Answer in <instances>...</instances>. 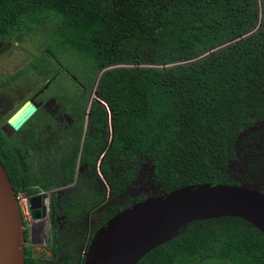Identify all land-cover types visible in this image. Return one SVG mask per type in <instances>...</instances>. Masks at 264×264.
I'll use <instances>...</instances> for the list:
<instances>
[{"label":"trees","instance_id":"obj_1","mask_svg":"<svg viewBox=\"0 0 264 264\" xmlns=\"http://www.w3.org/2000/svg\"><path fill=\"white\" fill-rule=\"evenodd\" d=\"M44 26L49 51L73 59L86 92L112 111L114 134L102 171L114 197L145 161L164 193L195 184L241 185L228 172L237 140L264 121V0H0L6 48ZM90 106V122L103 137L76 152L93 171L106 148L109 118L103 104ZM0 160L17 194L40 193L1 128ZM71 170L66 183L74 180V164ZM123 209L111 205L101 225ZM26 264L40 263L28 255ZM137 264H264V233L238 217L198 220Z\"/></svg>","mask_w":264,"mask_h":264},{"label":"rangeland","instance_id":"obj_2","mask_svg":"<svg viewBox=\"0 0 264 264\" xmlns=\"http://www.w3.org/2000/svg\"><path fill=\"white\" fill-rule=\"evenodd\" d=\"M49 43L48 28L44 26V28L28 35L19 34L12 42L11 46L0 53V96L3 93L14 95V93L11 92V86H13L11 84L15 86L17 84L19 87L27 85H31L32 87L36 85L37 88H41L44 82L46 83L48 81H51L50 83L53 82L50 88V98H55L57 96L66 98L67 95L70 96V94H72L74 99L82 95L81 88H79L74 81L72 82L56 64L57 62L62 67L66 68L70 74L77 77L71 68L74 64V60L69 56L60 57L49 51ZM46 51L52 59H47ZM44 60H46V62L42 64L41 62ZM38 63L39 65H37ZM36 65L39 70L33 69ZM49 68L52 69V73L49 76L44 77L43 75H39L42 70L46 71ZM55 76L58 80L53 78ZM5 84L7 85L4 88L3 85ZM93 93H90L91 97H93ZM84 94L85 98H87V96L90 97L88 93ZM27 97L28 96L20 100L15 109L0 120V126L7 122L8 118L15 110L28 99ZM77 102H75L74 106ZM61 105H63V108L66 106L65 100H61L60 102L59 100L51 99L46 106L41 108V112H37L32 118L34 119L35 125L39 127L49 120L47 110L50 107H62ZM80 106L81 104H78L75 107L79 108ZM85 106L86 105L83 104L81 108L84 109ZM89 107L90 106H87V108ZM81 120L84 123V116ZM58 122L60 121L53 119L48 125L52 127L59 126L61 128ZM87 129H90V127ZM61 130L63 129L61 128ZM110 130L109 119V137L106 148L101 152L100 158L97 161L95 168V172L97 173L96 178L92 173L89 174L86 172V169L80 161V157H77L75 163V171H77L78 175L76 177L77 182L74 179L73 183H71V186H68V188L64 187L65 183L62 182L61 178L63 175L61 171L63 163L58 162L59 158L55 161V151L51 153L39 152L36 155L29 152L27 155L25 152L18 150L20 147L18 137L15 139H10L8 137V143L19 159L23 172L27 176L30 185L32 187L38 186L35 189L39 188L40 192H47L49 194L48 209L50 207H55L57 209L58 206L54 204L56 202H68L74 203V205L83 204V206H74L70 208L72 216L69 213L67 215L60 213L58 207L57 212L63 216V231L60 230L57 224L50 220L49 213L48 217L44 218V222L39 224L32 221L31 217L26 215L25 218L23 215L26 225L31 230L28 241L31 245V254L33 258H37L42 264H63L64 257L67 256L70 257L72 264H84V257L87 252L86 243L91 240V236L99 229L103 214H106L111 205L117 204L125 209L137 203L141 198L145 200L146 198L159 196L164 193L161 187L155 183L151 163L145 161L140 165L134 181L127 186L123 193L117 197L112 195V188L102 171V163L112 143V134ZM35 142L36 140L31 143L34 144ZM56 148L58 149L59 145H56ZM70 150L71 148L68 149V153ZM236 152L237 157L230 163L228 170L232 180L264 192V121L245 131L238 138ZM73 160L75 161V158H73ZM81 174L83 177H81ZM38 177H40L41 183L45 186L40 187L39 183L37 184V181H39ZM74 182H76V184H74ZM90 187H92L93 190ZM86 205L94 206V208L85 211L83 209ZM72 210H75V212ZM94 210V214L90 215ZM184 228L186 227L179 228L177 232L179 233ZM80 231L81 233H79ZM85 231L87 232L86 236H84ZM68 234H71V236L68 237ZM58 236L60 241L58 240L59 243L57 244H63L64 246L59 250V257L54 259V248L52 245L55 244ZM81 237H83V239H81Z\"/></svg>","mask_w":264,"mask_h":264},{"label":"water","instance_id":"obj_3","mask_svg":"<svg viewBox=\"0 0 264 264\" xmlns=\"http://www.w3.org/2000/svg\"><path fill=\"white\" fill-rule=\"evenodd\" d=\"M106 106L113 140L112 111ZM27 101L4 125L10 135L19 131L36 113ZM49 194L33 195L31 216H47ZM219 217H238L264 233V193L241 185L195 184L134 203L113 216L96 231L88 245L84 264H137L148 253L170 241L188 224ZM26 226L10 177L0 160V264H26Z\"/></svg>","mask_w":264,"mask_h":264},{"label":"flooded vegetation","instance_id":"obj_4","mask_svg":"<svg viewBox=\"0 0 264 264\" xmlns=\"http://www.w3.org/2000/svg\"><path fill=\"white\" fill-rule=\"evenodd\" d=\"M6 49H7L6 46H4V44L0 43V53L4 52ZM56 64L60 68V70H62L63 73L70 78V80L72 82L74 81L76 83V85L79 88H81L82 95L80 97L78 96L74 99H73L72 94H70V96L67 95L66 98H64L63 96H57L55 98H53V97L50 98V94H51L50 88L53 85V82L50 83L51 81H48L46 83L44 82V85L41 88H39V87L37 88L36 85L32 86V87H31V85L19 87L17 84H16V86L14 84H11L14 86L13 87L10 85L11 89H12L11 92L14 93V95L12 96V94L3 93L0 96V108H1L0 109V113H1L0 120H2L3 117H5L11 111H13L15 109V107L17 106L18 102L20 100L24 99L26 96H28L27 97L28 99L25 102L32 101L37 106L36 113L41 112V108H43V106H46V104H48V102L51 99L59 100L60 102H61V100H65L66 106L64 108H63V105H61L62 107H57V106L50 107L47 110L49 120L46 121L43 125L39 126L40 128L35 125L34 119H32L36 113L19 131L13 132L10 135H6V133L3 130L4 125L7 122L5 124L1 125L0 128L3 132V134L5 135L7 142H8L9 138L15 139L18 137V140H19L18 142H20V147L18 148V150L25 152L27 155L29 154V152H31V154H33V155H36L39 152L40 153H46V152L51 153V152L55 151L54 152L56 154L54 156V158L56 159L55 161H57V159L59 158L58 162L63 163L62 171H61V173L63 175V177L61 178L62 182L65 183L64 187L68 188V186H71V183H73L74 180L66 183L65 182V176H69L73 173L71 170V167L73 164L75 166L77 157H80V161H81V155H82L81 150H82L85 142L90 141V140L94 141L96 138L99 139V136L103 137V132L102 133L96 132L95 127H94L95 124L90 122V108H91L90 105L92 104V101H95L94 100V93H93V97H91V94L86 92V86L84 83L82 84V82L79 81L77 79V77L70 74L66 70V68L62 67L57 62H56ZM49 69H51V68H49ZM51 73H52V69H51L50 74ZM39 75H43L44 77H47L45 74V71H43V70L41 73H39ZM53 78H56V76ZM55 80H58V79L56 78ZM6 85L7 84L3 85L4 88L6 87ZM84 93H88V95H90L91 98L89 96H87V98H85ZM75 102H77L76 105L81 104V106L79 108L75 107L76 106V105L74 106ZM24 103L20 107H18L15 110V112L19 108H21L24 105ZM83 104L86 105L84 109L81 108ZM87 106H90V107L87 108ZM83 116H84V123L81 120L83 118ZM53 119L60 121V122H58V125H60L63 130H61V128L59 126L52 127L51 125H48L49 122H51ZM88 127H90V129H87ZM108 132H109V130H108ZM108 137H109V135H108ZM35 140H36V142L34 144L31 143ZM56 145H59L58 149L56 148ZM78 145H81V150H80L79 154H77V152H76ZM97 145H99V144H97ZM69 148H71V150L68 153ZM102 152H103V150H102ZM100 155H101V152L98 155V159L100 158ZM73 158H75V161L73 160ZM83 166L86 169L87 173H89V174L92 173V175L97 176L95 169L93 171H88L86 165L83 164ZM95 168H96V166H95ZM74 174H75L74 179L77 182V180H76V177L78 176L77 171H75ZM81 177H83L82 174H81ZM38 178H40V177H38ZM59 182L61 184L60 180H59ZM76 182H74V184H76ZM37 184H38V181H37ZM39 185H40V187L45 186L44 184L41 183V181L39 182ZM36 187H38V186H36ZM90 188L93 190L92 187H90ZM48 202H49V198H48ZM54 204H55V206L59 207V212L62 214H65V215H67L68 213L71 215V213H70L71 207L83 206V204L74 205V203L66 202L67 207H70V208L67 211H64L62 208H60L61 203L56 202ZM58 207H57V209H58ZM90 208L93 209L94 206L92 207V206L86 205V207L83 210H85V211L92 210ZM57 209L55 207H50L48 209V206H47V216L46 217H48V213H49L50 220L53 221V223L57 224L59 226L60 230L63 231L64 230V228H63V224H64L63 223V216L57 212ZM72 211L75 212V210H72ZM94 212H95V210L92 211L90 213V215L94 214ZM104 215L105 214H103V217H102L103 219H104ZM103 219H102V222H103ZM34 222L39 224V223L44 222V220H42V221H35L34 220ZM24 224L26 226V228H25V230H26V243H27L26 244V254H27L26 256L29 255V257L31 259L38 260L37 258H33L32 254H31V252H32L31 248H30L31 245L28 242L29 238H30L31 230L26 225L25 220H24ZM100 225H99V229L103 226V225H101V226ZM27 233H28V235H27ZM79 233H81V231ZM86 234H87V232L85 231L84 236H86ZM94 234L91 236V240H92ZM70 236H71V234H68V237H70ZM83 237H81V239H83ZM58 240H59V236L56 239L55 244L52 245L54 248V250H53V253H54L53 258L54 259H57L59 257V250L61 248H63V246H64L63 244L62 245L57 244V243H59ZM91 240H89V241L87 240L88 241L86 243L87 249H88V245H89ZM63 252H64V250H63ZM84 259H85V257H84ZM39 263L42 264L40 261H39ZM63 264H72L69 256L64 257Z\"/></svg>","mask_w":264,"mask_h":264},{"label":"built area","instance_id":"obj_5","mask_svg":"<svg viewBox=\"0 0 264 264\" xmlns=\"http://www.w3.org/2000/svg\"><path fill=\"white\" fill-rule=\"evenodd\" d=\"M32 196L33 195H29L27 192H23V191L19 192L17 194V198L19 201L21 212H22V215L25 216V218H26V215L32 218V216H31V203H30ZM31 220L34 221L33 219H31Z\"/></svg>","mask_w":264,"mask_h":264},{"label":"clouds","instance_id":"obj_6","mask_svg":"<svg viewBox=\"0 0 264 264\" xmlns=\"http://www.w3.org/2000/svg\"><path fill=\"white\" fill-rule=\"evenodd\" d=\"M94 96H95V93H94ZM47 204H48V201H47Z\"/></svg>","mask_w":264,"mask_h":264},{"label":"crops","instance_id":"obj_7","mask_svg":"<svg viewBox=\"0 0 264 264\" xmlns=\"http://www.w3.org/2000/svg\"><path fill=\"white\" fill-rule=\"evenodd\" d=\"M48 201V200H47Z\"/></svg>","mask_w":264,"mask_h":264}]
</instances>
